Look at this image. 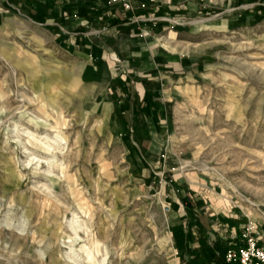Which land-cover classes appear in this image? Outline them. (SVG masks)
Instances as JSON below:
<instances>
[{
	"label": "rangeland",
	"instance_id": "374dc122",
	"mask_svg": "<svg viewBox=\"0 0 264 264\" xmlns=\"http://www.w3.org/2000/svg\"><path fill=\"white\" fill-rule=\"evenodd\" d=\"M169 3L180 33L104 59L24 17L49 5L2 13L0 264H201L248 230L264 248V0Z\"/></svg>",
	"mask_w": 264,
	"mask_h": 264
},
{
	"label": "crops",
	"instance_id": "0c3cea01",
	"mask_svg": "<svg viewBox=\"0 0 264 264\" xmlns=\"http://www.w3.org/2000/svg\"><path fill=\"white\" fill-rule=\"evenodd\" d=\"M161 2L162 4L150 0H133L132 7L125 9L119 5H109L107 0H0V24L6 17L2 16V13H9L10 8H15L18 11L26 9L33 14L38 10L36 15H39L41 13L40 7H35L49 5L56 16L24 17L56 30L59 35L67 40L68 46H74L80 52L99 53L104 59L114 49L123 53L130 47L145 44L148 38L161 34H164L163 38H165L171 33H180L176 29L179 27L174 26L172 23L184 17L181 14L183 13L182 10L177 5L170 4L169 0H161ZM143 54L144 64L142 63V70L146 69L144 67H148L149 63L147 64V61L152 60L148 53ZM167 57L166 54H153L155 62L158 59L168 62ZM184 64L188 69L201 66L199 60H193L192 58H186L185 63L181 61L180 67L184 68ZM152 69L153 67H150L146 70L151 71ZM159 77L162 84L166 76L161 75ZM126 83L122 80L119 83L122 85L120 88L123 95L121 100H127L131 97L132 90ZM161 84L159 83L158 86ZM159 94V90L155 92L147 90L143 96L138 94L137 97L138 99L142 97V102L150 103V106H153L154 97ZM112 102L110 105L113 107V111L117 112L114 109L117 107L114 105V100ZM139 104L141 105V100ZM102 108L107 110L108 107ZM147 113L149 118H153L158 123L157 110L156 112L150 110ZM185 195L183 193L179 200L180 217L188 216L196 211L185 205L187 204Z\"/></svg>",
	"mask_w": 264,
	"mask_h": 264
},
{
	"label": "built area",
	"instance_id": "2783aa9c",
	"mask_svg": "<svg viewBox=\"0 0 264 264\" xmlns=\"http://www.w3.org/2000/svg\"><path fill=\"white\" fill-rule=\"evenodd\" d=\"M133 0H107L109 5H119L130 9ZM241 244L231 243V247L225 253L227 263L237 264H264V248L253 232L248 230L243 234Z\"/></svg>",
	"mask_w": 264,
	"mask_h": 264
},
{
	"label": "trees",
	"instance_id": "16d2710c",
	"mask_svg": "<svg viewBox=\"0 0 264 264\" xmlns=\"http://www.w3.org/2000/svg\"><path fill=\"white\" fill-rule=\"evenodd\" d=\"M205 249L202 250L203 257L200 259V255L196 252L194 254L193 260L203 261L201 264H237V263H227L225 260V253L229 249V247H222L218 242L213 246H207L205 243L202 244ZM201 246V247H202Z\"/></svg>",
	"mask_w": 264,
	"mask_h": 264
},
{
	"label": "bare ground",
	"instance_id": "6f19581e",
	"mask_svg": "<svg viewBox=\"0 0 264 264\" xmlns=\"http://www.w3.org/2000/svg\"><path fill=\"white\" fill-rule=\"evenodd\" d=\"M56 125H57V124H56ZM58 126H59V125H58ZM26 132H27V131H26ZM28 133H29V132H28ZM33 135H34V134H33ZM53 143H54V142H53ZM42 144H43V143H42ZM45 146H46L49 150H51V149L53 150V148H54V147L50 144V142H46L45 145L43 146V148H44ZM43 148H42V149H43ZM79 229H80V228H79ZM92 242H93V241H92ZM88 258H89V257H88ZM90 259H91V258H90Z\"/></svg>",
	"mask_w": 264,
	"mask_h": 264
}]
</instances>
